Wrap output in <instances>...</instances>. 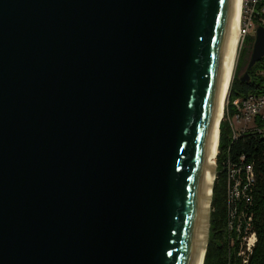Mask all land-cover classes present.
<instances>
[{"label":"water","instance_id":"obj_1","mask_svg":"<svg viewBox=\"0 0 264 264\" xmlns=\"http://www.w3.org/2000/svg\"><path fill=\"white\" fill-rule=\"evenodd\" d=\"M230 4L0 0V264L204 259Z\"/></svg>","mask_w":264,"mask_h":264},{"label":"trees","instance_id":"obj_2","mask_svg":"<svg viewBox=\"0 0 264 264\" xmlns=\"http://www.w3.org/2000/svg\"><path fill=\"white\" fill-rule=\"evenodd\" d=\"M251 21L264 27V0H259ZM252 41L251 35L243 43ZM243 48H240V54ZM249 80L234 76L228 102L219 123L216 174L213 181L209 235L202 264H264V117L236 129L231 119L241 115L240 104L264 95V57L249 70ZM240 106V105H239ZM254 242L248 247V238Z\"/></svg>","mask_w":264,"mask_h":264},{"label":"bare ground","instance_id":"obj_3","mask_svg":"<svg viewBox=\"0 0 264 264\" xmlns=\"http://www.w3.org/2000/svg\"><path fill=\"white\" fill-rule=\"evenodd\" d=\"M242 0H231L230 4V13H229V35L227 42V50L223 65V74L218 86L217 93V105L214 111L212 132L209 150L207 153V171L203 179V194L204 200L200 204V216H201V225L203 224V213L209 208V197H210V188L213 183V174L212 169L215 164L216 152L218 150V132H219V120L222 118L224 113V104L227 98L229 86L233 77L235 63L238 54V48L241 40V25H242ZM205 226L202 225V229L199 230L200 237L198 240L200 255L196 264H202L203 254H204V241H205V232L203 230Z\"/></svg>","mask_w":264,"mask_h":264},{"label":"rangeland","instance_id":"obj_4","mask_svg":"<svg viewBox=\"0 0 264 264\" xmlns=\"http://www.w3.org/2000/svg\"><path fill=\"white\" fill-rule=\"evenodd\" d=\"M243 11V9H242ZM260 25V24H256L254 22L251 21V16H249L248 14H245L244 12H242V29L245 30V32L242 31L241 29V40H240V44H239V48H238V54H237V59H236V63H235V68H234V73H233V77H240L244 71L245 68L247 66L249 57H250V53H251V49H252V44H253V40H254V35H255V29L256 27ZM246 35H251L252 36V41L248 44H244L243 43V38ZM243 48L242 53L240 54V48ZM232 81V80H231ZM228 97H229V90H228V94H227V98L224 104V112H225V106L228 102ZM257 114H260L264 117V103L262 104V107L259 109V111H257ZM224 115V113H223ZM232 124L234 125V127L236 129H241V128H245V127H251L253 125V117H251L250 119H247L246 117H233L231 119Z\"/></svg>","mask_w":264,"mask_h":264},{"label":"built area","instance_id":"obj_5","mask_svg":"<svg viewBox=\"0 0 264 264\" xmlns=\"http://www.w3.org/2000/svg\"><path fill=\"white\" fill-rule=\"evenodd\" d=\"M258 1L259 0H242V12L251 16ZM242 31L245 32L244 29H242ZM233 103L237 106L239 112H241V115H237V118L246 117L247 119H250L251 117H254L258 113L257 111L262 107V104L264 103V95L260 97L250 96L247 101L242 102V104H240L238 100H235ZM254 239L255 237L253 235L248 238V247L253 244Z\"/></svg>","mask_w":264,"mask_h":264}]
</instances>
